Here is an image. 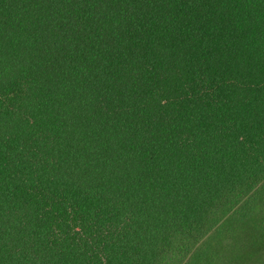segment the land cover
Returning <instances> with one entry per match:
<instances>
[{"label":"trees","instance_id":"1","mask_svg":"<svg viewBox=\"0 0 264 264\" xmlns=\"http://www.w3.org/2000/svg\"><path fill=\"white\" fill-rule=\"evenodd\" d=\"M0 264H264V0H0Z\"/></svg>","mask_w":264,"mask_h":264}]
</instances>
